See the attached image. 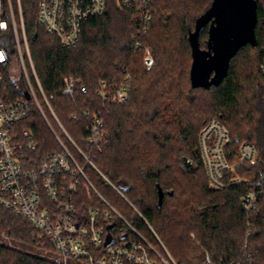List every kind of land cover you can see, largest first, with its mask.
I'll list each match as a JSON object with an SVG mask.
<instances>
[{
    "label": "trees",
    "instance_id": "16d2710c",
    "mask_svg": "<svg viewBox=\"0 0 264 264\" xmlns=\"http://www.w3.org/2000/svg\"><path fill=\"white\" fill-rule=\"evenodd\" d=\"M20 1L32 63L44 93L51 96L49 104L67 135L111 184L85 164L39 95L46 119L34 107L19 125L35 136L31 155L39 159L58 150L55 136L60 138L98 193L168 259L164 247L175 264H264V0H255L257 46H243L230 60L227 76L209 89L191 87L188 35L213 0H155L147 29L136 8L106 0L105 12L86 20L70 47L40 24L38 0ZM11 3L24 51L16 1ZM207 38L208 24L199 36L202 49ZM0 47L13 62L10 23L0 32ZM144 48L154 59L150 70L143 64ZM126 76L128 100L118 104L112 99ZM63 77L77 82L71 95L63 94ZM17 86L5 75L9 98L21 95ZM95 119L101 124L99 138L105 140L99 145L87 143ZM210 120L229 137L224 152L233 169L224 172L221 189L211 188L199 151V133ZM243 144L255 148V165L239 162ZM236 175L242 182L229 186ZM261 177L262 195L247 215L240 197ZM73 199L84 217L91 206L106 208L97 195L88 198L82 190ZM98 221L105 233L116 228L118 240L137 238L115 214ZM55 255L26 218L0 207V264H55Z\"/></svg>",
    "mask_w": 264,
    "mask_h": 264
},
{
    "label": "built area",
    "instance_id": "2783aa9c",
    "mask_svg": "<svg viewBox=\"0 0 264 264\" xmlns=\"http://www.w3.org/2000/svg\"><path fill=\"white\" fill-rule=\"evenodd\" d=\"M15 1L24 51L20 48L11 0H0V32H5L10 23L16 43L13 62L6 50L0 47V207L28 220L34 228L36 238L54 249L56 255L51 259L55 264H175L164 247L168 259L98 193L86 176L84 166L70 153L60 138L55 136L58 150L39 159L31 155L36 149L35 136L29 128L21 129L19 125L27 119L34 107L45 118L39 96L65 135L67 133L49 104L51 96H46L37 78L25 35L21 1ZM119 1L123 7L136 8L140 22L144 24L145 29L148 28L155 0ZM105 9L106 0H38L37 15L40 24L49 34L55 36L62 46L70 47L77 42L82 24L88 19L102 15ZM135 46L138 50L143 48L138 41ZM143 64L147 70L154 64L147 48H144ZM5 75L18 85L20 96L8 97L4 88ZM63 82V94L71 95L76 81L64 77ZM129 90L126 76L125 81L116 90L113 102L126 103ZM26 94L29 98H26ZM100 125L98 119H95L91 128L92 137L87 138L88 144L105 143L104 138H99ZM67 137L85 164H90L101 174L88 156L68 135ZM228 141L227 130L215 120H210L199 133V151L213 189L223 188L224 172L233 169L228 165L224 152V145ZM239 156L240 163L248 162L251 166L257 163L255 148L250 144L239 147ZM102 177L109 182L105 176ZM241 182L242 179L236 175L230 179L228 185L236 186ZM262 189L261 177L249 183V189L240 197L241 207L247 215L256 207ZM79 190L88 198L97 195L106 208L101 210L97 206H91L86 216H81L73 199ZM112 214L123 221L137 238L118 240L115 235L116 228L105 233L98 219L102 216V219L108 220ZM203 264L213 263L206 260Z\"/></svg>",
    "mask_w": 264,
    "mask_h": 264
},
{
    "label": "water",
    "instance_id": "95a60500",
    "mask_svg": "<svg viewBox=\"0 0 264 264\" xmlns=\"http://www.w3.org/2000/svg\"><path fill=\"white\" fill-rule=\"evenodd\" d=\"M255 0H213L210 8L189 32L191 49L189 78L192 88L218 86L228 74L230 60L245 45L257 46ZM208 24L206 48L200 47L199 36ZM26 98L29 96L26 94ZM185 166L191 162L184 159Z\"/></svg>",
    "mask_w": 264,
    "mask_h": 264
},
{
    "label": "bare ground",
    "instance_id": "6f19581e",
    "mask_svg": "<svg viewBox=\"0 0 264 264\" xmlns=\"http://www.w3.org/2000/svg\"><path fill=\"white\" fill-rule=\"evenodd\" d=\"M21 39V38H20ZM64 78V77H63ZM77 83V82H76ZM16 86H17V84H16ZM74 90V89H73Z\"/></svg>",
    "mask_w": 264,
    "mask_h": 264
},
{
    "label": "rangeland",
    "instance_id": "374dc122",
    "mask_svg": "<svg viewBox=\"0 0 264 264\" xmlns=\"http://www.w3.org/2000/svg\"><path fill=\"white\" fill-rule=\"evenodd\" d=\"M87 169H89V167H87ZM54 257V256H53Z\"/></svg>",
    "mask_w": 264,
    "mask_h": 264
}]
</instances>
